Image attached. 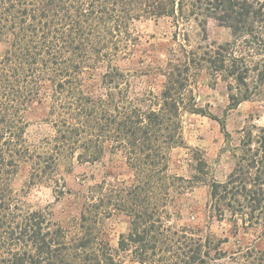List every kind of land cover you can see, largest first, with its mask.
Segmentation results:
<instances>
[{"label": "trees", "instance_id": "1", "mask_svg": "<svg viewBox=\"0 0 264 264\" xmlns=\"http://www.w3.org/2000/svg\"><path fill=\"white\" fill-rule=\"evenodd\" d=\"M162 17L178 30L195 24L203 32L214 19L233 42L189 50L185 42L160 68L161 90L139 89L141 71L120 62L135 55V25ZM237 41L252 64L235 55ZM203 68L233 79L240 88L233 106L250 97L248 79L264 84V0H0V264H123L121 254L138 264H217L225 257L221 240L174 223L181 197L208 181L199 154L191 175L171 171L173 150L187 148L183 115H208L191 88ZM37 108L52 134L33 144L26 131ZM255 130L246 131L226 179L209 185L211 216L235 227L264 228V126ZM116 153L130 183L89 185L71 225L27 201L39 184L57 196L70 191L61 166ZM24 164L28 180L17 190ZM118 212L128 230L114 248L104 224Z\"/></svg>", "mask_w": 264, "mask_h": 264}, {"label": "rangeland", "instance_id": "2", "mask_svg": "<svg viewBox=\"0 0 264 264\" xmlns=\"http://www.w3.org/2000/svg\"><path fill=\"white\" fill-rule=\"evenodd\" d=\"M175 31H178L176 40L173 37ZM135 33L139 42L135 55L128 61L120 62V66L141 71L136 87L150 88L155 92L161 90L164 80L160 68L166 66L173 54H181L183 43L187 42L185 49L189 50L199 45L208 46L212 42H233L229 27L214 19L208 21L204 32L195 24L178 30L169 17L147 19L135 25ZM239 42L235 44V55L244 59L246 64H252L249 61L252 55L245 47H239ZM191 88L197 104L208 115H183L187 148L173 150L171 171L178 175H191L189 164H195L193 156L199 154L207 164L208 181L196 185L181 197L178 201L180 215L174 218V223L178 227L201 230L211 238L221 240L220 248L226 256L217 264H261L260 260L264 259V228L259 225L245 228L240 224L235 227L227 219L217 220L211 216L207 206L211 203L210 182L226 179L236 162L240 143L246 139V131L250 129L256 134L255 128L264 126V84L248 79V88L252 92L250 97L234 106L231 95L239 94L240 88L232 78L223 74H211L210 70L203 68L192 80ZM241 88L243 91L247 89L245 86ZM44 116L39 108L28 114L30 125L26 137L33 144L52 134L50 124L43 121ZM60 169L70 191L57 196L52 186L39 184L29 189L26 199L36 208L49 210L63 226L71 225L72 220L79 216L83 201L81 196L89 185L103 180L130 183L132 179L120 153L106 154L100 162L93 164H75L71 170L65 166ZM29 172V164L20 168L14 181L17 190L26 185ZM104 225L110 244L116 248L119 235L128 230V217L118 212L106 219ZM120 257L124 260L123 264H138L123 254Z\"/></svg>", "mask_w": 264, "mask_h": 264}]
</instances>
